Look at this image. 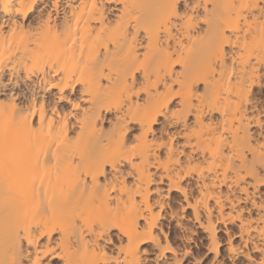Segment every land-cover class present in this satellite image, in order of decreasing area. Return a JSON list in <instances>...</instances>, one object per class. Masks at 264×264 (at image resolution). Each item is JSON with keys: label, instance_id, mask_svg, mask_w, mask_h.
<instances>
[{"label": "bare ground", "instance_id": "1", "mask_svg": "<svg viewBox=\"0 0 264 264\" xmlns=\"http://www.w3.org/2000/svg\"><path fill=\"white\" fill-rule=\"evenodd\" d=\"M37 2L0 0V132L24 138L0 158V264L255 258L260 0Z\"/></svg>", "mask_w": 264, "mask_h": 264}, {"label": "snow or ice", "instance_id": "2", "mask_svg": "<svg viewBox=\"0 0 264 264\" xmlns=\"http://www.w3.org/2000/svg\"><path fill=\"white\" fill-rule=\"evenodd\" d=\"M261 6H264V0H260ZM32 5L34 6V8H39L40 4L37 2V0H32ZM5 26L3 24H0V28H4ZM61 99H64L63 96H61ZM79 105H77L78 107ZM53 111H55V109H53ZM33 115H35V113H32ZM262 116H264V113H262ZM41 121H43L44 116L41 115L40 116ZM51 123V122H49ZM24 142V138H23V134L21 133V131L17 128L14 127H9L6 130H4L3 132H0V158H2L4 156L5 153H7V156L9 158L10 161H15L17 158V153L21 147V145ZM262 207H264V205H262ZM200 217L197 216V219H199ZM210 231H212L213 235H212V246L209 248V251L211 252H216L217 251V242L215 239V226H213L212 229H210ZM152 239H156L155 237H153ZM29 243H31V241H29ZM228 243L231 244V240H228ZM243 247V246H242ZM168 251H171L170 248L166 249ZM231 252H236L237 249L236 248H230L229 249ZM257 255L255 258H253V256L251 254H249L248 256V260L245 262V264H264V248H259L255 250ZM184 255L189 257V260H191V253L189 252H185ZM35 264V262H34ZM168 264H174V262L172 260L168 261ZM184 264H189V261L186 260L184 261ZM191 264H207V261H202V260H191ZM212 264H227V262H221L219 260H214L212 261ZM236 264H239V262H236Z\"/></svg>", "mask_w": 264, "mask_h": 264}, {"label": "rangeland", "instance_id": "3", "mask_svg": "<svg viewBox=\"0 0 264 264\" xmlns=\"http://www.w3.org/2000/svg\"><path fill=\"white\" fill-rule=\"evenodd\" d=\"M19 88H20V89H19ZM19 88L17 89V91H20V90L23 89V92H24V93L27 92L26 95L29 94V92L25 89L24 85H22V86L19 87ZM54 92H56V89H53V90H51L50 92H46L45 95L39 94V96H43L45 99H49V100L51 101V99H53ZM58 104H59V106L64 107V108L68 106L67 103L64 104V102H59ZM66 105H67V106H66ZM220 234H221L222 236L225 235L222 231H220Z\"/></svg>", "mask_w": 264, "mask_h": 264}]
</instances>
